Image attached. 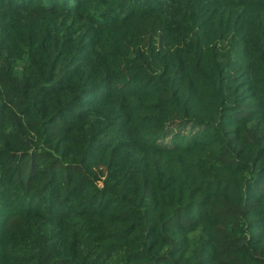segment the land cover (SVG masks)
Here are the masks:
<instances>
[{"label": "trees", "instance_id": "1", "mask_svg": "<svg viewBox=\"0 0 264 264\" xmlns=\"http://www.w3.org/2000/svg\"><path fill=\"white\" fill-rule=\"evenodd\" d=\"M0 264H264V0H0Z\"/></svg>", "mask_w": 264, "mask_h": 264}, {"label": "rangeland", "instance_id": "2", "mask_svg": "<svg viewBox=\"0 0 264 264\" xmlns=\"http://www.w3.org/2000/svg\"><path fill=\"white\" fill-rule=\"evenodd\" d=\"M200 236L199 234L192 235V246L195 247L199 242Z\"/></svg>", "mask_w": 264, "mask_h": 264}]
</instances>
